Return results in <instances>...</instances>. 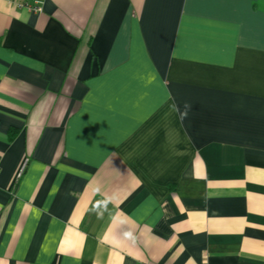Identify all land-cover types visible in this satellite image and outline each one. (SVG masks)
I'll return each mask as SVG.
<instances>
[{
    "label": "crops",
    "instance_id": "0c3cea01",
    "mask_svg": "<svg viewBox=\"0 0 264 264\" xmlns=\"http://www.w3.org/2000/svg\"><path fill=\"white\" fill-rule=\"evenodd\" d=\"M0 166V264H264V0H0Z\"/></svg>",
    "mask_w": 264,
    "mask_h": 264
},
{
    "label": "built area",
    "instance_id": "2783aa9c",
    "mask_svg": "<svg viewBox=\"0 0 264 264\" xmlns=\"http://www.w3.org/2000/svg\"><path fill=\"white\" fill-rule=\"evenodd\" d=\"M9 5L16 9L26 10L27 12L38 15L42 11L43 0H5ZM23 170V166L20 167L15 175L14 184L20 177ZM1 171V166H0Z\"/></svg>",
    "mask_w": 264,
    "mask_h": 264
},
{
    "label": "clouds",
    "instance_id": "9594fccd",
    "mask_svg": "<svg viewBox=\"0 0 264 264\" xmlns=\"http://www.w3.org/2000/svg\"><path fill=\"white\" fill-rule=\"evenodd\" d=\"M185 115H186V113H185Z\"/></svg>",
    "mask_w": 264,
    "mask_h": 264
}]
</instances>
